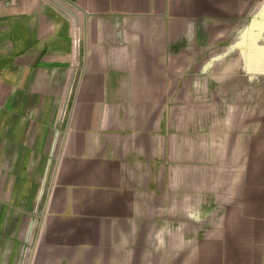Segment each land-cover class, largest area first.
<instances>
[{"label": "crops", "instance_id": "crops-1", "mask_svg": "<svg viewBox=\"0 0 264 264\" xmlns=\"http://www.w3.org/2000/svg\"><path fill=\"white\" fill-rule=\"evenodd\" d=\"M261 28L264 0H0V264H264Z\"/></svg>", "mask_w": 264, "mask_h": 264}, {"label": "rangeland", "instance_id": "rangeland-1", "mask_svg": "<svg viewBox=\"0 0 264 264\" xmlns=\"http://www.w3.org/2000/svg\"><path fill=\"white\" fill-rule=\"evenodd\" d=\"M261 32V42L264 43V32L263 28ZM261 124L264 125V83L263 89L261 90ZM251 155L258 154L261 152V160L260 161H251L250 169L251 172L255 171L253 174L254 177L250 178V211L251 213L256 208L258 197L261 201V214L264 212V128H261V147L260 152L257 147H250ZM253 156H251L252 158ZM260 162V165L259 163ZM261 169L259 176L257 177L256 170ZM260 192V194H258ZM255 207V208H254Z\"/></svg>", "mask_w": 264, "mask_h": 264}]
</instances>
